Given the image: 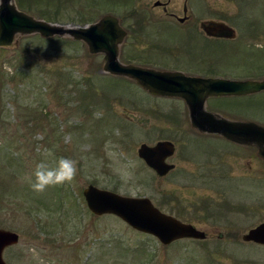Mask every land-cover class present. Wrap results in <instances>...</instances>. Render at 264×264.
I'll use <instances>...</instances> for the list:
<instances>
[{
	"label": "rangeland",
	"instance_id": "1",
	"mask_svg": "<svg viewBox=\"0 0 264 264\" xmlns=\"http://www.w3.org/2000/svg\"><path fill=\"white\" fill-rule=\"evenodd\" d=\"M25 1L46 15L56 13L64 25L116 16L127 31L119 45L122 63L190 68L195 45V54L226 63L217 69L249 72L254 70L249 62L232 65L234 52L245 51L246 44L252 55L258 49L256 60L264 65L257 55L263 52L264 58V0ZM185 3L192 20L181 25L167 13L183 17ZM220 17L235 26L242 45L201 41L192 33L200 21ZM103 64V53L91 54L69 36L16 34L12 47H0V228L19 235L17 244L4 249L5 262L264 264V246L241 240L264 221V161L257 148L200 135L181 99L152 95L135 80L104 71ZM255 99L219 113L264 126V97ZM160 140L176 148L168 159L175 169L163 177L137 155L141 143ZM47 151L53 155L46 157ZM62 156L77 161L74 181L34 192L29 178L36 165L54 166ZM89 184L146 196L207 237L164 245L114 215H94L82 195Z\"/></svg>",
	"mask_w": 264,
	"mask_h": 264
},
{
	"label": "water",
	"instance_id": "2",
	"mask_svg": "<svg viewBox=\"0 0 264 264\" xmlns=\"http://www.w3.org/2000/svg\"><path fill=\"white\" fill-rule=\"evenodd\" d=\"M158 4L160 3L156 2V5ZM208 29L209 26H205L207 33ZM17 33H38L43 37L68 35L74 40L83 41L90 53H103V70L133 78L151 94L183 98L188 107L192 127L203 132L220 134L235 143L254 144L258 148V156L264 161V126L253 121L228 120L204 110L206 96L203 95L216 87L218 84L214 82L219 80L196 79L178 71H161L122 63L118 58L119 44L124 39L126 31L116 16L107 14L98 21L83 26L59 25L35 18L19 10L15 2L10 6L9 0H3L0 6V46H12ZM195 83H198L199 87L194 88ZM242 85L247 91L264 89V80L245 82ZM200 86L203 91L201 96L197 92ZM174 151L173 142L160 140L154 145L141 143L137 155L157 176L163 177L174 169V164L166 160ZM82 195L89 211L94 215H114L133 229L154 236L161 244L168 245L179 239L206 238L204 231L161 211L146 196H123L93 184L87 185ZM241 239L264 246V221L242 234ZM18 241L19 235L16 232L0 228V264H7L2 256L4 249L17 244Z\"/></svg>",
	"mask_w": 264,
	"mask_h": 264
},
{
	"label": "flooded vegetation",
	"instance_id": "3",
	"mask_svg": "<svg viewBox=\"0 0 264 264\" xmlns=\"http://www.w3.org/2000/svg\"><path fill=\"white\" fill-rule=\"evenodd\" d=\"M242 1L243 0H241V2ZM241 8H242V4H241ZM241 8L239 7V11H241ZM163 9L166 12V9L165 8ZM182 12H183V17H180L174 12L167 13V14L170 19H175L179 21L182 25L184 23H187L189 20L190 21L192 20L191 15L188 14V8L186 6V3L183 5ZM181 18H184V20L182 21ZM205 26H209L208 33L205 30ZM197 28H200L199 33L197 32L198 31ZM191 31L197 37H199L201 41L208 40V41H213V42H218V43L231 42L232 44L234 43L236 45H242L244 43V42L237 41L238 33L236 31L235 26L228 24V22L226 23V21L221 19V17L218 19H208L207 21L202 20L199 22V26L197 27L195 24L194 27L191 28ZM236 45H233L232 47H236ZM197 48L198 46L192 45L193 52H192L191 64H194V67L192 66L190 68L180 67L179 69H175V70L180 71L183 74L189 77L196 78V79L201 78V79H209V80H219L217 82H214L218 84L216 87H213L210 91L206 89L208 92L205 95H203V96H206L205 97L206 99L204 100V108L206 111H210L215 114H219L223 116L222 114H220L221 113L220 110H223V108H226V109L236 108L240 110L244 108L245 102L248 101L251 104L255 98L260 97V96L264 97V89L247 92L244 85H242V83L246 81H261L264 79V65L261 66L260 60H256V57H255L256 55L255 52L258 49H254L253 55L251 54V51L247 49L246 44H245V51L236 50L234 52L236 56L234 58V63L232 65L233 66H245L246 63L249 62L251 65H253L254 70L249 71V72H239V71L231 72V71H222V70L217 69L219 65H225L226 63L222 61H217L212 56H208L207 54H203V55L195 54L194 51ZM261 53L257 55H260V57L262 58L264 62V58H263V55H261ZM246 55L248 57V61L243 60V57ZM199 65H202V67L201 68L198 67ZM258 68L259 70H257ZM197 86H198V83H195L194 88H196ZM197 92H198V95L200 96L203 94L201 86L200 88L197 89ZM178 98L181 99L183 103L186 105L185 101L182 98L180 97ZM230 99H235V101L231 103L229 102ZM241 99H245V101H242ZM187 112H188V107H187ZM188 117H189V112H188ZM189 123H190V119H189ZM190 126H191V123H190ZM191 128L195 130L197 133H199L200 135L216 134V133L203 132L192 126ZM216 135H220V134H216ZM220 136L223 137L222 135ZM222 139L227 140L224 137ZM169 158L166 159L167 162L169 161L168 160ZM174 169H175V166H174Z\"/></svg>",
	"mask_w": 264,
	"mask_h": 264
},
{
	"label": "clouds",
	"instance_id": "4",
	"mask_svg": "<svg viewBox=\"0 0 264 264\" xmlns=\"http://www.w3.org/2000/svg\"><path fill=\"white\" fill-rule=\"evenodd\" d=\"M14 0H9V5H13ZM3 0H0L2 6ZM44 155L52 156L51 151H47ZM78 172L77 161L68 158L60 157L54 162V166L46 161L38 163L34 169L32 176L34 179L29 178L31 189L36 193H43L48 188L65 186L71 184Z\"/></svg>",
	"mask_w": 264,
	"mask_h": 264
},
{
	"label": "trees",
	"instance_id": "5",
	"mask_svg": "<svg viewBox=\"0 0 264 264\" xmlns=\"http://www.w3.org/2000/svg\"><path fill=\"white\" fill-rule=\"evenodd\" d=\"M40 1H45V2L49 3V0H40ZM16 3L20 9L25 10L26 12H29L32 14H37L39 18H43V19H45L47 21H51V22H58L59 21V18H58L56 13H54V16H50V15H46L44 13H41L40 10H35L34 7H37L35 5V2L33 3L32 1L16 0ZM77 21H80V20H73V23L74 24H85V23L90 22V21H84L82 23H76Z\"/></svg>",
	"mask_w": 264,
	"mask_h": 264
}]
</instances>
